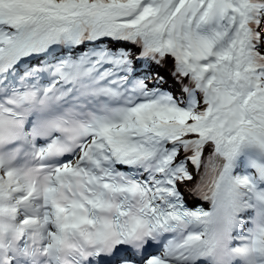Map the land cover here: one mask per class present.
<instances>
[{
	"label": "snow or ice",
	"instance_id": "1",
	"mask_svg": "<svg viewBox=\"0 0 264 264\" xmlns=\"http://www.w3.org/2000/svg\"><path fill=\"white\" fill-rule=\"evenodd\" d=\"M0 264H264V0H0Z\"/></svg>",
	"mask_w": 264,
	"mask_h": 264
}]
</instances>
